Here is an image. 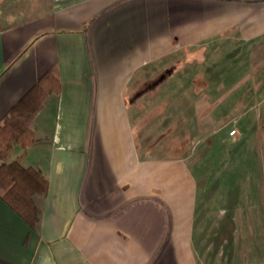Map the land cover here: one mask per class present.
Returning a JSON list of instances; mask_svg holds the SVG:
<instances>
[{"label": "crops", "instance_id": "0c3cea01", "mask_svg": "<svg viewBox=\"0 0 264 264\" xmlns=\"http://www.w3.org/2000/svg\"><path fill=\"white\" fill-rule=\"evenodd\" d=\"M3 10L12 25L0 28V122L50 70L58 89L31 122L36 141L22 160L48 180L35 199L39 222L31 229L0 199V264H264L259 227L228 213L203 222L190 162L140 152L130 110L153 81L150 66L201 55L193 64L225 89L216 101L245 103L238 119L259 130L264 0H48Z\"/></svg>", "mask_w": 264, "mask_h": 264}, {"label": "rangeland", "instance_id": "374dc122", "mask_svg": "<svg viewBox=\"0 0 264 264\" xmlns=\"http://www.w3.org/2000/svg\"><path fill=\"white\" fill-rule=\"evenodd\" d=\"M47 1L0 0V9L21 14L32 6L41 10ZM10 25L0 21V28ZM201 57L180 56L150 66L154 68L146 78L153 81L130 105L138 150L153 157L187 158L196 177L199 218L215 224L228 213L233 222L259 227L262 238L264 135L256 131L257 120L238 119L236 111L245 103L216 101L225 89L209 81L213 72L193 64ZM177 71L179 86L174 80ZM231 130L236 134L230 136ZM19 151L16 148L9 160Z\"/></svg>", "mask_w": 264, "mask_h": 264}, {"label": "trees", "instance_id": "16d2710c", "mask_svg": "<svg viewBox=\"0 0 264 264\" xmlns=\"http://www.w3.org/2000/svg\"><path fill=\"white\" fill-rule=\"evenodd\" d=\"M57 89L56 71L50 70L12 106L0 122V199L31 229H35L39 222L35 199L44 198L48 180L39 169L24 167L22 160L36 141L30 124L42 109L45 96L57 93ZM258 128L264 135V106ZM18 147L20 153L9 160Z\"/></svg>", "mask_w": 264, "mask_h": 264}, {"label": "built area", "instance_id": "2783aa9c", "mask_svg": "<svg viewBox=\"0 0 264 264\" xmlns=\"http://www.w3.org/2000/svg\"><path fill=\"white\" fill-rule=\"evenodd\" d=\"M236 134V131L235 130H231L230 132H229V135L230 136H233V135H235Z\"/></svg>", "mask_w": 264, "mask_h": 264}]
</instances>
